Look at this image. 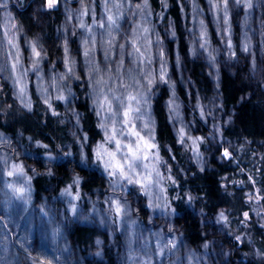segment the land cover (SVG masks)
<instances>
[{"label":"rangeland","instance_id":"obj_1","mask_svg":"<svg viewBox=\"0 0 264 264\" xmlns=\"http://www.w3.org/2000/svg\"><path fill=\"white\" fill-rule=\"evenodd\" d=\"M162 1L163 10L155 16L146 5L139 4L136 8L134 0H0V35L7 39L5 42H9L6 43V47L13 43L17 55L15 60L8 58L7 65H3L2 57L0 58V85H6L10 89L12 95L10 98L21 109H30L33 101V88L44 103L62 104L66 118L73 123L74 130L77 131V133L72 132L76 135L74 138L77 140L80 153L77 157V153L69 145L64 148L63 153H56L31 140L27 141V149H25L18 145L20 137H9L0 129V264L82 263L79 251L72 245L69 237L72 225L75 223L89 225L97 230L92 234L93 239H90L92 235L88 238V245L92 250L91 254L86 257L87 259L94 258L101 261V254L109 243L114 251L117 250L119 244L122 245L123 263L129 259L130 264H180L181 260L177 255L180 251L179 253L188 260L187 255L192 254L193 264H199L195 261V256L197 258L198 256H194V250H187V255L183 251L182 240L172 222L176 217V212L167 199L166 173L169 162L163 159L159 147L156 146L147 105L142 99L143 94L140 99L136 93H133L132 101L123 99L121 108L115 111L118 119L114 123L107 121L100 107L93 108L98 119L100 138L95 144L90 145L91 143L87 142L89 138L82 137L79 131V118L74 113L72 105L74 97L72 82L74 78L78 81L86 76L80 72V77L78 66H72L79 57L76 47L69 46L67 38L60 41L59 32L56 29L55 49H63L67 57L66 61L73 73L66 72L63 78L58 74L59 71L63 72L68 69V65L64 63V68L62 65L60 68L54 67L52 74L46 72V74L40 73L39 76L37 72H34L33 78L31 71L29 74V69H32L29 66V57L35 59L36 64L40 63L49 56L50 45L40 32L31 34L19 18V15L28 8L31 19L36 22V25L38 23L42 27L44 14L52 16L55 12H60L62 20L69 19L67 33L72 32L73 22L79 23L81 34L76 36L75 33H71V38L75 36L79 38L77 43L79 49L83 51V56L93 50L96 57L102 51L106 52L105 48L104 50L98 48V43L107 40L110 53L117 48L127 54V58L124 56L122 62L120 61L122 70L125 65H131L132 62L142 64L146 66L152 78L155 74L159 77L155 76L156 80L153 78V81L149 82L150 88L153 87L152 85H162L163 82L168 83V87L171 88L172 81L182 80L185 77L183 74L179 79L174 77L170 69L169 53L165 43L173 38V34L171 22L166 21L164 17L168 0ZM182 1L190 9L188 13L194 16L193 39L200 41L204 56L211 55L210 60L214 56L213 61H215V56L220 52L221 57L228 62V66H234L236 53L227 26L228 18L232 9L236 10L241 7L244 10L243 6L247 2L233 0V4L224 3L222 5L225 15L223 26L219 27L222 28L220 30L222 34L216 28L217 40L212 42L207 34L208 24L195 14L198 11L196 0ZM97 7H100L101 15ZM248 7L247 9L251 11V7ZM80 8L81 14L74 19L77 15L73 12L79 11ZM181 9L184 11L185 7ZM213 26L218 27V25ZM159 28L162 30L160 31ZM199 28L203 29V33L199 32ZM257 34H263V32L259 31ZM1 36L0 41H3ZM144 44L148 46L144 47ZM192 44L190 43V46ZM240 45L239 50L246 56V48ZM146 47L149 51L145 50ZM194 57L200 58L201 53ZM103 58L101 55L98 60H103ZM158 61H160L159 64ZM175 61L178 62V59ZM123 63L124 65H121ZM17 64L19 70L16 69ZM93 67H97L95 61ZM107 69L112 75V71ZM251 73L255 79L258 78L254 70ZM208 78L213 82V75L209 74ZM58 80L59 83L62 80L63 88L58 86ZM90 81L91 79L86 81V84L90 85ZM212 85L214 86L213 83ZM213 91L215 89H212L211 94L204 99L207 110L204 108L203 111L202 97L200 98L199 95H195L192 99L194 101L191 106L193 112L202 116L203 122L208 127L207 136L197 131L191 118L184 116L181 104L172 95L173 93H169L166 102L169 121L177 142L191 155L193 162L200 169L206 163L205 152L208 144L210 142L219 143L218 134L215 131L219 128V119ZM86 146L92 147V152L88 156L89 163L86 162L88 157L83 156ZM6 147L13 152L11 155L5 152ZM229 148L228 143H220L218 157L228 158ZM38 149L41 151H37ZM26 156L30 158V163L40 158L46 164L48 174H51L52 169L59 162L74 161L78 167H84L88 163V166L93 167L99 178L105 182V187L96 190L94 196L87 198L82 192V181L78 177L79 174H72V183L59 190L58 194L47 190L45 195L37 196L33 183L37 171H33L30 163L27 165L24 158ZM15 205L21 208L20 212ZM141 207L145 208L148 213L145 221H141L139 212ZM161 218L167 225L163 231L154 228V226L161 225V223L157 225V221L161 222L159 220ZM89 226L88 228L92 229ZM225 230L227 233L226 227ZM228 232L233 233L230 229ZM49 237L53 239L49 240ZM235 239L239 240L240 237H235ZM46 241L52 246L44 250L47 245ZM61 250L65 252L64 258L60 253ZM254 252L256 256L260 255L258 251ZM210 259L211 257H206L203 262L210 261ZM183 262L188 264L184 260Z\"/></svg>","mask_w":264,"mask_h":264},{"label":"trees","instance_id":"obj_2","mask_svg":"<svg viewBox=\"0 0 264 264\" xmlns=\"http://www.w3.org/2000/svg\"><path fill=\"white\" fill-rule=\"evenodd\" d=\"M196 2L198 11L195 14L208 24L207 34L214 42L217 40L216 28L222 34L220 31L222 28H219L223 26L225 16L222 5L233 4V0H196ZM244 3H246L243 6L244 10L241 7L232 9L228 18L227 26L236 53V62L234 66L229 67L220 52L215 56V61H213L214 56L211 60V55L204 56L200 41L193 39L194 16L188 13L190 9L182 0H168L164 17L166 21L171 22L173 38L165 43V47L169 53L172 75L178 79L181 74L185 77L182 80L172 81L171 88L166 82L158 86L152 85L153 87L150 88L148 84L153 81V78L155 79L156 74L152 78L146 66L142 64L132 62L131 65H125L122 70L120 61L122 62L124 56L127 58V54L117 48L110 53L107 40L98 43V48L106 49V52L97 54L98 57L102 55L103 60H98V57L93 54L94 50L83 56V51L79 49L77 43L79 38H76L81 34L79 23L73 22L71 33H75L76 36L71 38L72 34L66 31L69 19L62 20L60 12H55L52 16L44 14L42 27L45 28H42L41 24L36 25L29 16L28 8L19 15L31 34L40 32L50 45L49 56L40 63L36 64L35 59L29 57V66L32 68L29 69V74L31 71L32 76L34 72H37L39 76L40 73L46 74V72L52 74L54 67L60 68L62 65L64 68V63L68 65V69L59 71L58 74L62 77L66 72L73 73L63 49H55L56 29L59 32L60 41L67 38L69 46L76 47L79 57L72 66H78L80 77V72L86 76L81 77L78 80L79 83L76 78L72 82L74 92L72 105L74 113L79 118V131L82 137L89 138L87 142L91 143L90 145L95 144L100 138L98 119L93 108L100 107L107 121L114 123L118 119L115 111L121 108L123 101L125 99L132 101L133 93H136L139 99L143 94L142 99L147 105L156 146L159 147L163 159L169 162L166 173L167 199L176 212L172 222L182 240L183 251L186 254L187 250H194V256H198V258L195 256V261L199 264H264V0H245ZM134 4L136 8L139 4L146 5L155 16L163 10L162 0H134ZM247 6L251 7V11L247 9ZM181 7H185L184 11ZM97 8L101 15L100 7ZM73 13L77 15L74 19H77L81 14V8ZM159 30L161 31L162 28ZM201 31L203 33V29L199 28V32ZM259 31L263 34H257ZM163 37L166 40L165 36ZM1 39L3 41H0V58L2 57L3 65H7L8 58L15 60L17 57L15 46L11 42L12 44L6 47V43L9 42H5L7 39L4 36H1ZM190 43L193 44L190 46ZM239 44L246 48V56L239 50ZM145 50H148L147 47ZM132 53L137 56L136 53ZM199 53H201L200 58H193ZM56 58L59 60L57 61ZM175 59H178V62ZM132 60L135 59L132 58ZM94 61L97 63L96 68L93 67ZM107 68L112 71V75ZM253 70L257 74L256 79L252 76ZM15 71H12L13 74H16ZM209 74L213 75V82L209 80ZM20 77H22L21 74ZM90 79L91 84L87 85L86 81ZM61 81L59 83L58 80V86L63 88ZM212 89H215L213 92L219 119V128L215 130L219 143L208 144L205 152L206 163L200 169L193 162L191 155L177 142L169 121L166 102L169 93H173L172 95L181 104L184 116L191 118L197 131L207 136L208 127L203 122L202 116L193 112L191 106L194 101L192 99L195 95H199L200 98L202 97L203 111L204 108L207 110L204 99L211 94ZM11 96L10 89L6 85H0V129L3 133L12 138L20 137L18 145L25 149H27V141L31 140L56 153H63L64 148L69 145L77 153V157L80 156L78 143L74 138L76 135L72 132L77 133V131L74 130L73 123L66 118L62 104L44 103L37 96L34 88L30 109L19 108L18 104L16 105L10 98ZM223 142L228 143L230 147L227 151L229 157L220 159L219 145ZM91 148L86 146L83 156L88 157L92 152ZM202 148L204 149L203 146ZM5 152L8 155L13 153L8 147ZM24 158L29 165L30 158L27 156ZM89 159L88 157L86 162L89 163ZM88 163L84 167H78L74 161L59 162L52 169L51 174H48L46 164L40 158L34 160L30 163L33 168L30 166L29 168L37 171L33 179L36 195H45L47 190L58 194L59 190L72 183V174H79L83 194L87 198L94 196L96 190L105 187V182L99 178L93 167L88 166ZM15 208L20 212L21 208L16 205ZM139 212L141 221H145L148 214L146 209L141 207ZM222 213L225 215H221ZM159 220L161 222L157 221V225L158 223L161 225L154 228L163 231L167 225L164 224V219ZM75 224L72 225L69 237L72 245L79 251V258L82 261L79 264H130L129 259L125 263L122 261L121 244L114 251L108 243L101 254V261L94 258L87 259L92 250L88 245V238L97 230L89 225ZM223 226L227 228V233ZM228 229L233 233H229ZM238 236L240 239L236 240L235 237ZM93 238L94 235L90 239ZM46 242L44 250L52 246L50 242ZM137 242L140 241L137 240ZM255 250L260 253L259 256L255 255ZM179 252L177 255L181 260L180 264H185L183 260L188 264L194 263L192 254H186L189 261ZM60 253L63 256L65 252L61 250ZM206 257H211L210 261L203 262Z\"/></svg>","mask_w":264,"mask_h":264}]
</instances>
